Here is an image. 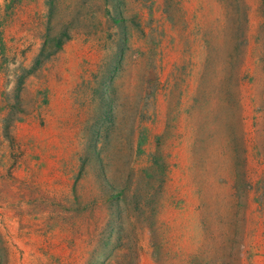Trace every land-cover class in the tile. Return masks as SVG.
<instances>
[{
  "label": "rangeland",
  "instance_id": "rangeland-1",
  "mask_svg": "<svg viewBox=\"0 0 264 264\" xmlns=\"http://www.w3.org/2000/svg\"><path fill=\"white\" fill-rule=\"evenodd\" d=\"M0 264H264V0H0Z\"/></svg>",
  "mask_w": 264,
  "mask_h": 264
}]
</instances>
